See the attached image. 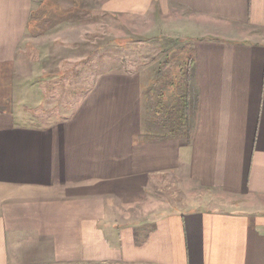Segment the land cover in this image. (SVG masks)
I'll list each match as a JSON object with an SVG mask.
<instances>
[{"label":"crops","instance_id":"crops-1","mask_svg":"<svg viewBox=\"0 0 264 264\" xmlns=\"http://www.w3.org/2000/svg\"><path fill=\"white\" fill-rule=\"evenodd\" d=\"M94 2L187 50L91 77L89 0H0V264H264V0Z\"/></svg>","mask_w":264,"mask_h":264},{"label":"rangeland","instance_id":"rangeland-1","mask_svg":"<svg viewBox=\"0 0 264 264\" xmlns=\"http://www.w3.org/2000/svg\"><path fill=\"white\" fill-rule=\"evenodd\" d=\"M94 1L96 0H89V5L79 6V11L88 8L87 12H84V14L81 12H74L75 14H70L69 12H63L61 9H59L62 14L56 13L55 17L52 16L53 13H51L50 18H53V22L60 20V18L57 19L58 16L65 17L64 19L67 21H74L75 24L81 22L82 28L78 29V31L87 30V37L83 38V43H86L87 49L81 53V56L87 57L88 63L96 62L95 68L97 66L99 68V70H95V68L92 67L94 70L91 74V77L97 73L102 74L101 71H105V74H113L119 72L120 70L122 72H128L132 70L131 65L139 67V64H141L149 67L147 68L148 71L146 70L148 73L146 78L150 76H156V78H160L159 65L167 62V51L171 48L187 50V44L185 43V40L178 39L175 36H162L159 22L157 23V31L153 33L154 35L152 37L140 36L139 34L144 33L145 21H132V19L126 15H118L119 20L108 15H98L96 11L92 10L93 8H96ZM72 54L74 58L78 56V53L76 52H73ZM174 55L175 54H173V56ZM79 88L82 90L84 87L80 86ZM72 98L73 97H68V100L71 101ZM79 98L80 96H78L76 99ZM76 99L74 98V101H76ZM40 120L47 122V120L50 119L44 118ZM33 264L79 263L36 262ZM89 264L114 263L112 261H102Z\"/></svg>","mask_w":264,"mask_h":264}]
</instances>
